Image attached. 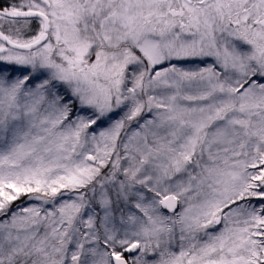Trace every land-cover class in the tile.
Segmentation results:
<instances>
[{
	"label": "snow or ice",
	"instance_id": "snow-or-ice-1",
	"mask_svg": "<svg viewBox=\"0 0 264 264\" xmlns=\"http://www.w3.org/2000/svg\"><path fill=\"white\" fill-rule=\"evenodd\" d=\"M0 264H264V0H0Z\"/></svg>",
	"mask_w": 264,
	"mask_h": 264
}]
</instances>
